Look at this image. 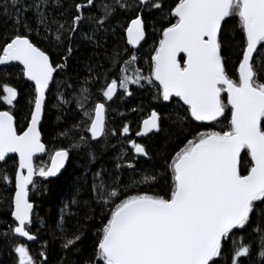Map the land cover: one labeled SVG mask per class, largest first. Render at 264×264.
Here are the masks:
<instances>
[{
  "label": "snow or ice",
  "instance_id": "snow-or-ice-1",
  "mask_svg": "<svg viewBox=\"0 0 264 264\" xmlns=\"http://www.w3.org/2000/svg\"><path fill=\"white\" fill-rule=\"evenodd\" d=\"M5 258L264 264V0H0Z\"/></svg>",
  "mask_w": 264,
  "mask_h": 264
},
{
  "label": "trees",
  "instance_id": "trees-1",
  "mask_svg": "<svg viewBox=\"0 0 264 264\" xmlns=\"http://www.w3.org/2000/svg\"><path fill=\"white\" fill-rule=\"evenodd\" d=\"M129 118L133 120L132 127L133 131H135L137 127V122L143 117L138 116L135 113H130ZM57 130L58 129L56 128L55 124V116L50 115L47 118V121L44 123V131L46 133L45 140L49 142L50 149L53 147L52 141ZM55 146L59 147V142H56ZM47 159L48 157L44 156V160L47 161ZM81 175V167L76 162H73L67 166V171L63 172L61 176H59L58 178H50L52 183L48 185L49 190L47 194L42 198H37L40 202L41 217H43L44 219H48L49 217L54 216L56 214L61 202L71 195L72 190ZM37 248L38 245H35L33 247V251H36ZM5 262L7 264L6 258Z\"/></svg>",
  "mask_w": 264,
  "mask_h": 264
}]
</instances>
